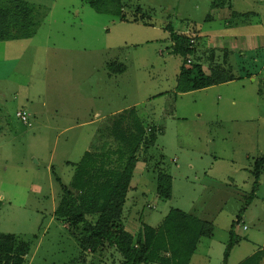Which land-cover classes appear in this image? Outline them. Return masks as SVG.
I'll return each instance as SVG.
<instances>
[{"label":"rangeland","instance_id":"1","mask_svg":"<svg viewBox=\"0 0 264 264\" xmlns=\"http://www.w3.org/2000/svg\"><path fill=\"white\" fill-rule=\"evenodd\" d=\"M17 1L32 10L33 25L29 38L0 41V233L30 243L25 264H121L113 249L82 253L54 210L73 165L114 143L112 125L133 121L160 133L139 152L126 231L156 228L179 209L213 228L189 264H224L233 224L226 264L264 250V166L255 188L252 175L264 155V0H122L125 13L140 8L147 24L96 13L82 0ZM167 24L179 32L195 25L200 55L209 36L224 46L236 36L228 63L241 79L178 93L183 58L171 53ZM158 172L171 177L168 200L156 192Z\"/></svg>","mask_w":264,"mask_h":264},{"label":"trees","instance_id":"2","mask_svg":"<svg viewBox=\"0 0 264 264\" xmlns=\"http://www.w3.org/2000/svg\"><path fill=\"white\" fill-rule=\"evenodd\" d=\"M82 1L96 13L111 15L121 22L147 24L145 18L138 15L140 8L136 12L125 13L122 0ZM5 2L4 5L0 0V41L29 38L33 25L32 10L21 1ZM212 6L215 7L216 3ZM208 18L211 19V16ZM165 30L169 33L171 53L183 58L176 79L175 89L178 93L203 90L241 79L231 73L228 63L231 52L226 49H211L205 54L203 63H208L209 70V73H205L201 59L195 57L198 34L195 25L190 24L187 32H179L168 24ZM217 50L223 55L217 56ZM221 56L222 60L219 61H222V65L216 64V59ZM159 133L155 126L143 128L136 121L118 130L114 124L111 129L114 143H106L96 152H85L81 161L73 165V180L69 186L61 184L62 194L54 216L65 223L82 253L96 254L113 249L120 254L121 264H189L199 240L212 236L211 224L179 209H170L156 228L143 223L135 234L125 230L121 218L130 181L140 160L139 152H147ZM263 166L264 155L254 162V188ZM55 180L60 182L58 177ZM171 189V177L158 172L156 192L159 198L168 200ZM233 226L224 251V264L237 243ZM30 250V243L21 237L0 233V264H25ZM240 264H264V250L252 253Z\"/></svg>","mask_w":264,"mask_h":264},{"label":"crops","instance_id":"3","mask_svg":"<svg viewBox=\"0 0 264 264\" xmlns=\"http://www.w3.org/2000/svg\"><path fill=\"white\" fill-rule=\"evenodd\" d=\"M219 37H221V36H218V35H211V36H209V41L207 42V43H205V45H206V51H205V53L204 54H202V55H200V54H198L197 53V50H198V40L200 39V35H199V33L197 34V41H196V43H195V47H196V54H195V57L196 58H200L201 59V61H203V59H205L204 57L206 56L205 54L207 53H209V50H211V49H220V50H222V49H226V50H229L230 52H232L233 50H234V48L236 49V47H237V43L234 41V38L236 37H234L233 35H229L228 36V38H227V40H228V42H227V45L226 46H224V45H222L221 44V41L219 40ZM221 39V38H220ZM228 43H230V45L228 44ZM251 45V44H250ZM250 48H252V46H250ZM240 50V49H239ZM204 62V61H203ZM204 68H206V66H204ZM203 68V69H204ZM207 71V72H209V70H208V67L206 68V69H204V71ZM205 71V73H207ZM252 75V74H251ZM253 76V75H252ZM234 81V80H233ZM233 81H231V82H233ZM227 83H229V82H227ZM223 84H226V83H223ZM219 85H221V84H219Z\"/></svg>","mask_w":264,"mask_h":264},{"label":"built area","instance_id":"4","mask_svg":"<svg viewBox=\"0 0 264 264\" xmlns=\"http://www.w3.org/2000/svg\"><path fill=\"white\" fill-rule=\"evenodd\" d=\"M16 117L21 121L23 125H28V114L24 111H18Z\"/></svg>","mask_w":264,"mask_h":264}]
</instances>
